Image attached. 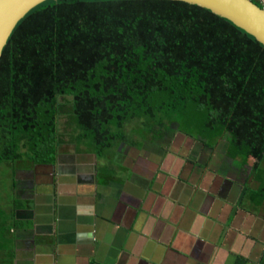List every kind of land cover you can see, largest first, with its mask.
Returning <instances> with one entry per match:
<instances>
[{
    "label": "trees",
    "instance_id": "trees-1",
    "mask_svg": "<svg viewBox=\"0 0 264 264\" xmlns=\"http://www.w3.org/2000/svg\"><path fill=\"white\" fill-rule=\"evenodd\" d=\"M167 124L208 160L220 142L255 158L244 197L263 207L264 46L231 21L184 1H47L2 52L0 163L52 164L64 144L103 158Z\"/></svg>",
    "mask_w": 264,
    "mask_h": 264
},
{
    "label": "crops",
    "instance_id": "crops-1",
    "mask_svg": "<svg viewBox=\"0 0 264 264\" xmlns=\"http://www.w3.org/2000/svg\"><path fill=\"white\" fill-rule=\"evenodd\" d=\"M117 153L75 148L25 169L36 184L14 186L0 264H264V205L244 197L253 181L236 192L207 163L176 172L171 154L140 151L117 166Z\"/></svg>",
    "mask_w": 264,
    "mask_h": 264
},
{
    "label": "rangeland",
    "instance_id": "rangeland-1",
    "mask_svg": "<svg viewBox=\"0 0 264 264\" xmlns=\"http://www.w3.org/2000/svg\"><path fill=\"white\" fill-rule=\"evenodd\" d=\"M65 121L66 118L61 117L59 121V132H65L64 139L68 141L71 140V137L67 135V131H64ZM132 127L129 126L128 133H130ZM144 137L142 139L135 135H130L127 141L122 143L118 153L113 156L114 163L120 166L118 162H121L125 154L129 153L133 156V154H138L140 151L151 154L152 157L157 158L159 161L167 159L168 155L171 154L174 159L176 172L181 171L182 167L187 168L189 166L191 168L192 163L194 165L195 161H198L197 163L203 167L207 163L205 171L223 173L222 175H225L226 184L227 182L233 184L232 187L235 188L236 192L241 191L242 186L252 184L250 173L252 166L256 163L255 158H248L243 163L231 160L225 153L227 146L225 142L218 144L211 159L208 160V151L202 153L199 143L181 133L176 124L155 126L152 131L145 133ZM74 150V144H64L60 147L59 152H73ZM161 162L164 163V161ZM26 165L28 164L24 159H20L14 163H0V212L3 213L4 217H9L12 202L15 198H18V192L15 191L13 186L22 189L27 187L29 190L36 184L31 177V170L24 171L25 169H20V167ZM35 167L32 168L40 169L39 166ZM194 170H196L195 174L203 171L200 169V166H194ZM259 215L264 219V207Z\"/></svg>",
    "mask_w": 264,
    "mask_h": 264
},
{
    "label": "water",
    "instance_id": "water-1",
    "mask_svg": "<svg viewBox=\"0 0 264 264\" xmlns=\"http://www.w3.org/2000/svg\"><path fill=\"white\" fill-rule=\"evenodd\" d=\"M47 1L0 0V57L18 23ZM184 1L210 10L252 35L264 46V6L253 0H168Z\"/></svg>",
    "mask_w": 264,
    "mask_h": 264
}]
</instances>
